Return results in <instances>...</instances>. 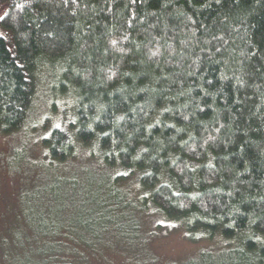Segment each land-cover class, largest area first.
I'll return each instance as SVG.
<instances>
[{
    "label": "trees",
    "instance_id": "1",
    "mask_svg": "<svg viewBox=\"0 0 264 264\" xmlns=\"http://www.w3.org/2000/svg\"><path fill=\"white\" fill-rule=\"evenodd\" d=\"M0 10L1 133L24 124L46 68L71 114L43 140L51 162L97 159L114 183H134L140 214L154 208L188 240L236 243L264 264V0H0ZM61 250L45 263L80 264Z\"/></svg>",
    "mask_w": 264,
    "mask_h": 264
},
{
    "label": "rangeland",
    "instance_id": "2",
    "mask_svg": "<svg viewBox=\"0 0 264 264\" xmlns=\"http://www.w3.org/2000/svg\"><path fill=\"white\" fill-rule=\"evenodd\" d=\"M42 70L24 124L0 132V264H46L44 255L60 247L64 261L80 264H250L236 243H195L156 209L140 214L134 183H114L115 172L97 159L80 152L71 165L51 162L43 140L71 116L70 101L55 100ZM65 227L74 240L59 234Z\"/></svg>",
    "mask_w": 264,
    "mask_h": 264
}]
</instances>
